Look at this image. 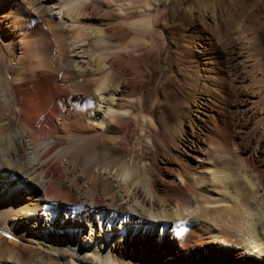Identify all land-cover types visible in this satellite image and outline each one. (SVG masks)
<instances>
[{
	"label": "bare ground",
	"instance_id": "bare-ground-1",
	"mask_svg": "<svg viewBox=\"0 0 264 264\" xmlns=\"http://www.w3.org/2000/svg\"><path fill=\"white\" fill-rule=\"evenodd\" d=\"M0 14V264H264V0Z\"/></svg>",
	"mask_w": 264,
	"mask_h": 264
},
{
	"label": "rangeland",
	"instance_id": "rangeland-1",
	"mask_svg": "<svg viewBox=\"0 0 264 264\" xmlns=\"http://www.w3.org/2000/svg\"><path fill=\"white\" fill-rule=\"evenodd\" d=\"M12 8V7H11ZM29 11H31L30 10V8H29ZM14 13V12H13ZM12 13V14H13ZM12 14H10V15H8V17L9 18H7L4 14H0V20H3L4 18V21H2V22H0V44L2 45V43L3 42H6V43H8V42H10V41H12V43H11V45L9 46V47H7V48H5L4 47V51L2 50V52L3 53H5V57H6V62H8V64H14V63H16V61L18 60V58H19V54L18 55H16L15 56V54H14V52H12V49H13V47H14V45H15V43L17 42L16 40H11V37L13 36L12 34H13V26H14V24H13V22L12 21H14L15 19H14V16L12 15ZM28 16V15H27ZM32 17V16H31ZM11 19H13V20H11ZM29 17H27L26 18V23H28L29 22ZM35 21H32L31 23H30V25H32V26H35V23H34ZM25 23V22H24ZM3 27V28H2ZM7 30V31H6ZM14 33L15 34H18L17 33V30L16 31H14ZM264 47V46H263ZM262 49V50H261ZM261 51V52H260ZM263 51V52H262ZM12 52V53H11ZM53 52H54V54H56L57 55V53H56V48L54 47V49H53ZM252 52V53H251ZM251 52H248V54H250V55H248L247 54V61H246V59L245 60H243L242 61V64H243V66H245V65H252V63H254V59L255 58H258V56H260L259 57V60L261 59V62H260V69L258 70V71H255V73L258 75V76H260V75H263L264 74V67H263V65H264V49L261 47L260 49H257V50H254V51H251ZM255 52V53H254ZM257 52V53H256ZM261 53V54H259V53ZM255 55V56H254ZM250 59V60H249ZM4 60V61H5ZM250 62H252V63H250ZM262 70V71H261ZM252 74H246L245 73V76H246V78H248V79H251V76ZM14 101H15V103L19 106V104H18V101H20V100H18V98H15L14 99ZM17 106V107H18ZM22 115L21 116H19L18 115V124L17 125H15L17 128H19V123H20V121L22 120ZM45 118V115H43V116H40L39 117V119H37V122L36 123H39L40 122V120H43ZM13 223H15V221H13ZM10 224H12V223H10ZM13 225V224H12ZM83 234H80L79 235V240H81L82 238H83ZM94 239V238H93ZM86 240H88V243H87V245H91V244H93V242L91 243V241L89 240V239H86ZM94 241V240H93ZM95 241H96V239H95Z\"/></svg>",
	"mask_w": 264,
	"mask_h": 264
}]
</instances>
